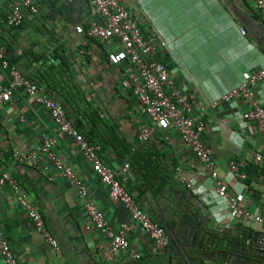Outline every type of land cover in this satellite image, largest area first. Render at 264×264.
<instances>
[{"label": "crops", "instance_id": "0c3cea01", "mask_svg": "<svg viewBox=\"0 0 264 264\" xmlns=\"http://www.w3.org/2000/svg\"><path fill=\"white\" fill-rule=\"evenodd\" d=\"M19 1L0 0V43L10 64L31 80L52 66L61 68L63 81L83 94L126 143L137 144L139 124L154 128L146 149L157 155L155 174L160 175L154 186L164 185L157 194L146 190L140 204L171 238L163 252L154 254L150 240L123 206L109 199L73 138L58 137L49 114L19 90L12 92L9 102L0 104V174L6 172L17 180L57 243L56 250L34 228L12 190L0 185V231L19 264H175L178 253L172 236L178 237L182 229L190 236L206 234L214 247L228 242L227 248L247 240L251 233H264V224L247 227L231 219L209 172L179 134L152 124L133 96L121 89L126 65L108 61V54L118 51L119 44L76 32L78 26L87 27V0H32L37 13L10 28L6 16ZM126 8L145 38L156 46V57L184 91L192 94V115L206 123L202 140L224 184L248 212L264 218V169L254 160L255 153L264 160V133L242 118L248 109L244 101L222 100L249 72L264 70V17L250 0H127ZM0 84H8L7 72L1 69ZM41 92L67 106L60 87L56 92ZM255 93L264 107V80ZM47 138H57L52 151L73 169L89 199L114 229L127 225L129 251L140 254L138 261L130 262L127 253L104 260L98 247L108 246L109 241L93 227L87 229L91 224L75 186L43 156L36 164L17 160V156L37 152ZM100 158L117 176L128 159L116 156L111 147L100 150ZM231 161L238 164L244 179L230 172ZM182 176L193 182L192 190L181 182ZM142 184L141 180L136 186ZM0 264H4L1 255Z\"/></svg>", "mask_w": 264, "mask_h": 264}, {"label": "built area", "instance_id": "2783aa9c", "mask_svg": "<svg viewBox=\"0 0 264 264\" xmlns=\"http://www.w3.org/2000/svg\"><path fill=\"white\" fill-rule=\"evenodd\" d=\"M256 11L264 17V0H250ZM89 21L87 27H76V32L85 34L101 42L116 41L119 50L108 54V61L114 65H126L120 82L121 89L130 93L136 100L142 113L155 126L176 131L183 144L194 154L195 159L203 165L214 182V191L227 204L228 214L235 222L249 227L251 224H264V218L248 212L240 199L224 184L217 172L211 154L202 140L206 123L202 117L192 115V94L184 91L175 78L169 73L162 61L156 57V46L145 38L142 28L126 8L127 0H87ZM37 13V6L32 0H20L13 4L6 16L8 27L21 26L28 15ZM1 40V39H0ZM164 46V44H161ZM0 69L7 72V86L0 84V104L11 100L12 92L23 90L34 98L51 117L57 127L58 137L70 136L81 151L85 161L90 164L99 182L106 187L109 199L120 203L129 219L147 236L152 244L154 254L163 252L170 244L166 229L139 207L134 198L124 187L132 177L129 163H124L117 176L116 170L104 164L100 158V147L89 143L67 115L65 108L55 99L41 92L31 83L6 57L5 48L0 43ZM264 80V70L249 72L246 78L232 90L222 96V100L233 98L244 101L248 109L242 114L245 121L255 124L257 130L264 133V107L256 97L255 88ZM154 128L139 124L136 129V140L139 144L148 142ZM57 138L45 139L37 152L26 156H17L20 163L36 164L43 157L55 168L65 180L73 184L82 201L83 210L90 226L100 232L109 245H100L99 253L106 261H111L120 253H127L130 262L138 261L141 256L129 251L127 239L128 227L121 224L118 229L108 222L104 214L92 203L88 191L81 180L77 179L71 167L65 165L52 151ZM254 160L264 169V160L260 154H254ZM238 164L231 161L230 172L241 179L245 176L238 172ZM181 182L187 189H193V182L184 176ZM0 185L8 186L16 197L18 204L25 211L34 228L40 232L48 243L57 250L56 241L46 230L42 213L37 205L28 198L15 178L6 172L0 174ZM0 255L4 264H19L11 248L0 231Z\"/></svg>", "mask_w": 264, "mask_h": 264}, {"label": "trees", "instance_id": "16d2710c", "mask_svg": "<svg viewBox=\"0 0 264 264\" xmlns=\"http://www.w3.org/2000/svg\"><path fill=\"white\" fill-rule=\"evenodd\" d=\"M63 76L64 74L61 68L52 66L44 75L35 76L32 80L27 79L36 85L40 91L44 89L56 92L57 87H60L62 93H58L63 95V98L67 103V106L63 107L65 108L68 117L71 119L70 114L74 116V122L71 119L72 123H76L75 127L84 132L83 134L87 141L98 145L100 150L105 149L106 147H111L116 156H126L128 158L127 163H129L132 177L124 184V187L141 208L140 198L146 190L153 189L154 194H157L163 189V183L157 185V187L154 186V182L160 175L157 173L155 174L156 170L159 169L155 162L157 155L153 152H147V142L141 144L137 142V144L133 146L120 138L115 131V127L109 125L103 120L97 109L90 104L83 94L75 91L72 84L70 86V84L63 81ZM141 180L143 181V184L137 187V182ZM166 231L168 233L167 229Z\"/></svg>", "mask_w": 264, "mask_h": 264}, {"label": "water", "instance_id": "95a60500", "mask_svg": "<svg viewBox=\"0 0 264 264\" xmlns=\"http://www.w3.org/2000/svg\"><path fill=\"white\" fill-rule=\"evenodd\" d=\"M185 230L172 236L178 253L175 264H264V233H251L227 248L228 242L214 247L206 234L190 236Z\"/></svg>", "mask_w": 264, "mask_h": 264}]
</instances>
